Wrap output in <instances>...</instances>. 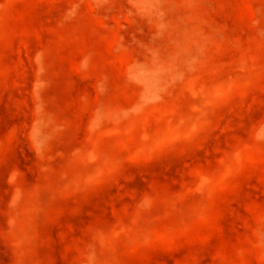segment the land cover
<instances>
[{"label":"rangeland","instance_id":"1","mask_svg":"<svg viewBox=\"0 0 264 264\" xmlns=\"http://www.w3.org/2000/svg\"><path fill=\"white\" fill-rule=\"evenodd\" d=\"M0 264H264V0H0Z\"/></svg>","mask_w":264,"mask_h":264}]
</instances>
